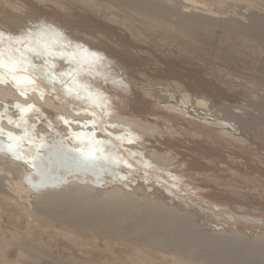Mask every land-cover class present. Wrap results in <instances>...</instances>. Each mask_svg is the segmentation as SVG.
I'll return each instance as SVG.
<instances>
[{"label":"rangeland","instance_id":"1","mask_svg":"<svg viewBox=\"0 0 264 264\" xmlns=\"http://www.w3.org/2000/svg\"><path fill=\"white\" fill-rule=\"evenodd\" d=\"M0 34L27 69L0 84L30 101L0 100L1 150L47 171V187L122 193L43 209L0 190V264H224L190 227L264 234V0H0ZM53 147L83 165L42 154Z\"/></svg>","mask_w":264,"mask_h":264},{"label":"bare ground","instance_id":"2","mask_svg":"<svg viewBox=\"0 0 264 264\" xmlns=\"http://www.w3.org/2000/svg\"><path fill=\"white\" fill-rule=\"evenodd\" d=\"M5 87H7V89ZM162 93H156L157 96L158 95L160 96L159 97V101L167 103L168 104V105L166 104L167 106L172 107L174 105V103L171 101L172 98L171 97H167L166 94H162ZM30 97L32 98V101L35 104H38L39 106H41L42 109L43 108L46 109V110L49 109V110H53L54 112L58 111V113L62 112L64 115H66V116L68 115V116L71 117V113L70 112H68L64 108H61V107L57 106L50 99V97L40 99V97L37 96L36 93H32ZM177 97H179L178 100H183L186 104H189L192 107L193 106L206 107V108L209 109V112L212 111L213 108H216L217 110H223L222 109L223 108L222 105H219V104H217L215 102L205 101V100H203L201 98H195V97L190 96V95H188L186 93L180 94ZM0 100L1 101L6 100L9 103L8 105H11V107L9 106L10 107L9 109L12 108L14 111H18V112H20V110L25 108L27 105H30V101L29 100H27L26 98L21 96V94L18 93L15 88L12 89L8 85H1L0 84ZM0 108L2 109L1 103H0ZM1 114L2 113H0V115ZM112 116H114L112 119L117 121V122L126 123V124L131 125V126H133L135 128H141V131H144V132H145V130H147V126L144 125L143 123L139 122L138 120L127 119V118L124 119L121 116H119L118 114L112 115ZM73 118H76V117L73 116ZM28 119H30V118H28ZM80 119L82 120V118H80ZM2 122H4V121H2ZM2 126H3V129H11L12 130V128L9 127L8 125H6L5 123ZM16 129H14L15 132H19V130L18 129L16 130ZM14 130H12V131H14ZM8 140H6V138H4V137H2V135H0V145H4L5 143H7ZM8 142H10V141H8ZM42 154H45L46 156L50 155L51 157H53L55 159H57L58 156L62 157L63 158L62 159L63 162H65V161H67V159H69L70 163H72L70 165H74V166H71V167H75V166L77 167V165H78V167H80V166L83 165V164H81V161L79 160V158H77L74 155L69 156L67 151H65V150L62 151L59 148L58 149H54V147H53V149H49L47 151H44V153H42ZM155 158L157 160H159L158 164H164V163H166V161L169 162V160H170V157H167V155L165 157H155ZM166 164H168V163H166ZM70 165H69V167H70ZM87 168H88L89 171H91L92 173L96 174V170L92 169L91 167H87ZM52 177L53 176L48 174L47 171L40 170V172H39V171L36 170V168H33V166H31L28 162H25L24 160H20L16 156H14V155H12L10 153L4 152L0 148V188H1L0 190L3 191L4 193L6 191V192H8L9 194H11V195H13L15 197L14 199L12 198L13 200L10 199L11 202L12 201L14 202V200H16V199L28 202L29 198H30V200L32 198H36V199L41 200L43 209H48V208L54 209V208L57 207V204H59V203H60L61 207L63 208V206L66 207V205H68L70 202H75V200H81V201L90 200V201L97 202V199H101V200H99L101 202L102 200H108L109 196H110L111 200H114V202H117V201H115V198L118 199L119 196H122L121 195L122 193L121 194L119 193L120 192V187L117 188V186H115L116 188L114 187L111 190H108L107 193H105L106 191L103 192L98 197L94 196V190H93L92 187L87 186L88 184L82 186L83 184L80 185V184L75 183L73 181H70V183L68 182V184H64V185L58 183L59 186L56 185L57 184L56 183L55 186L47 187L49 185L51 186L54 183L55 180L52 179ZM110 179H111V177H110ZM79 182H81V181H79ZM22 195H23V197H21ZM58 201H60V202H58ZM114 202H113V204L111 203V205H109L110 206V210L112 208V211L114 210V211L119 213V211L121 210V204H120V208H115V207H118V206H115ZM88 205L89 204H87V206ZM109 206L107 208H109ZM107 208H106V210L109 211V209H107ZM126 208H129V207H126ZM85 209H86V207H85ZM85 209H83V210H85ZM101 209H102V207H101ZM118 213H116V215H119ZM122 213H123V208H122ZM110 214H111V212H110ZM112 214H111V216H113ZM152 216H153V214H152ZM118 217L119 216H117V218H116V216H115V219H118ZM121 218L122 217H119V219H121ZM152 219H154V216H153ZM152 219H150V220L152 221ZM170 220H173V221L175 220L172 217V215H171ZM212 232H214V234H212ZM192 235H195L197 237L198 236H200V237L202 236V238L204 239L203 243H198V242L197 243H193V245H195V246L203 244L204 246L202 247V249H204L206 251H210L211 249L214 248L215 252H216V248H220V251L222 252V255H221L220 259L222 260V262L224 264H264V234H261V233L257 232V233L254 234V236H255L254 240H248L244 236H242V235H240L238 233H233L231 231H226V232L222 231L221 232V231H215V230H206L203 233H198L197 228H192L191 229V227H190V231H189V235L188 236L192 237ZM183 242H184V240H183ZM195 249H196V247H195ZM233 252H239V254L241 256L238 257L236 260L232 259L229 255L231 253H233ZM212 253H214V252L212 251ZM216 257H217V255H216Z\"/></svg>","mask_w":264,"mask_h":264},{"label":"snow or ice","instance_id":"3","mask_svg":"<svg viewBox=\"0 0 264 264\" xmlns=\"http://www.w3.org/2000/svg\"><path fill=\"white\" fill-rule=\"evenodd\" d=\"M24 63L25 61L21 58L15 55H10L3 48H0V80L3 79L5 74H11L13 72H26L27 69L23 67ZM21 111L23 112L24 110L22 109Z\"/></svg>","mask_w":264,"mask_h":264}]
</instances>
